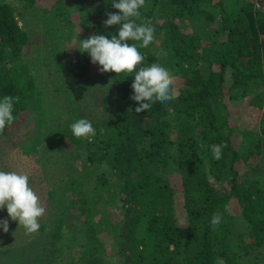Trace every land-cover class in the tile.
Returning a JSON list of instances; mask_svg holds the SVG:
<instances>
[{
    "label": "trees",
    "instance_id": "1",
    "mask_svg": "<svg viewBox=\"0 0 264 264\" xmlns=\"http://www.w3.org/2000/svg\"><path fill=\"white\" fill-rule=\"evenodd\" d=\"M18 1L0 0V99L19 97L15 119L0 136L23 157L36 154L42 167L45 158L63 157L67 179L47 194L58 203L55 231L66 220L71 226L62 235L65 246L78 243L85 264H215L218 257L226 264H264V175L256 167L242 177L236 168L264 146V0H145L137 23L150 21L155 32L147 48H138L142 66H166L178 96L140 113L130 99L135 73L93 72L89 54L78 48L90 35L118 34L119 25L103 24L108 12H119L112 0ZM25 22L57 32L61 43L77 44L71 52L51 47L45 54L56 82L72 98L64 125L46 118L44 90L28 64L32 33ZM96 78L107 79L111 88L100 89L103 108L86 114L80 104ZM244 97L262 110L253 132L237 129L230 119V102ZM32 114L28 128H14ZM80 118L96 129L91 142L71 131ZM212 144L226 145L221 159L213 158ZM91 181L104 205L86 195ZM67 191L78 197L67 198ZM231 199L239 214L227 211ZM106 204L118 206L117 218L107 219ZM214 213L222 215L215 229ZM104 231L115 239L109 251Z\"/></svg>",
    "mask_w": 264,
    "mask_h": 264
},
{
    "label": "rangeland",
    "instance_id": "2",
    "mask_svg": "<svg viewBox=\"0 0 264 264\" xmlns=\"http://www.w3.org/2000/svg\"><path fill=\"white\" fill-rule=\"evenodd\" d=\"M10 1L15 4L16 2H19L18 0ZM49 1L51 0H44L43 4L51 5ZM32 14L35 16L34 13ZM29 18L32 19L31 16ZM25 24L27 28L30 27L32 33L31 43L26 50L28 64L33 73L36 86L40 87L41 90H44L43 98L46 100V118L52 123L56 124L57 122H61L64 125L66 120V110L69 108V102H67L70 97L69 92L64 86L58 85L56 82L55 73L50 68V66L53 65L52 60L49 56H45V54L51 49V47L55 48V53L64 48L70 49L72 47V50H70L71 52L76 50L77 44L76 42L74 44V40L71 43L70 41L66 42L65 40L62 41V43L59 42L58 39H56L58 33L53 30L50 31L45 27L43 28V25L41 24H35L36 26H34L30 22H25L21 25L25 26ZM64 57H67V55ZM92 67L93 72L101 73L98 71L100 68L99 64H93ZM93 83L94 88L90 91V94H88V99L80 104V108L83 109L86 114L90 111L93 113L94 111H100L103 108L101 105H98L103 95L100 89L104 90L106 86L109 90L111 88V84L107 79L99 80L96 78ZM60 86L61 90L58 89ZM70 100H72L71 97ZM229 106L230 119L236 124L237 129H241V131L250 130V132H253L258 128V119L262 110L252 106L249 102V98L247 99L244 97L242 101L234 99L232 103L230 102ZM32 120L33 114L32 116L30 115V117L25 116L23 121L21 120L14 125V128L18 129L20 126L21 128H28L30 124L29 122H32ZM2 138L3 137L0 136V168L6 171H16L27 174L29 176V185L38 195L40 203L45 207L46 211L45 214L38 219L40 226L41 224H44L45 228L42 230L39 228L35 233L26 234L24 227L20 226L18 221H13L8 217L6 208L0 209V219L7 218L9 220V231L7 233H5L3 228L0 227V264H71V261H73L72 264H85L87 256L84 255L85 251L83 254L81 253V246L78 243L76 245L78 248L75 245L72 246V242H69L68 246H65L67 241L62 235L69 231L71 227L69 226V221H64V225L61 224L56 231L53 226L55 213L59 210L57 209L58 203L55 205V202L48 197L47 191L51 185L55 186L58 184L62 186L67 179L65 176L66 171L64 170L66 169V164H63V157H61V160L60 157L55 154L49 160L45 158L44 161L46 162V165L43 164L44 167H42V164H40V161L38 160L39 157L36 154L29 157H23L18 150V147L16 148L5 143L2 141ZM239 140L240 136L239 138L235 137V139H233V145L237 146ZM249 141V136L244 137L242 142L243 146H247ZM50 153H54V151H50ZM256 167L258 168L257 173L264 175V146L262 148V153L254 154L246 160L236 163L238 174L242 177L244 174L253 172ZM103 168L104 167H101L99 169L101 170ZM110 178L111 180H114V177ZM59 180L62 181L58 182ZM93 185L94 182L91 181V189H85V192L90 198L96 199L97 193L94 192L96 189ZM75 193L73 191L70 193L67 191L65 196L67 198L78 197ZM97 198H99V196ZM97 201L98 204H105L104 202H101V199ZM176 204L179 221L184 223L185 215L184 212H182V200L179 196L176 197ZM226 207L229 213L239 214L236 199L228 201ZM105 208V214L108 217L107 219L114 217L117 218L118 206H112L109 204L105 206ZM95 215L98 216V213ZM101 238H103V241L105 240L104 245L109 251L108 246L115 241V239H113L112 242L111 232L104 231ZM5 248H13L14 251L10 252ZM3 250L7 251L9 254H2ZM240 261L243 262L244 259L241 258Z\"/></svg>",
    "mask_w": 264,
    "mask_h": 264
},
{
    "label": "clouds",
    "instance_id": "3",
    "mask_svg": "<svg viewBox=\"0 0 264 264\" xmlns=\"http://www.w3.org/2000/svg\"><path fill=\"white\" fill-rule=\"evenodd\" d=\"M145 5V0H112V7L118 13L108 12L107 19L103 21L105 27L119 25L118 34L110 38L101 34H93L81 40L78 47L81 52H87L91 63L99 64V72L135 73L131 84L133 94L130 99L138 102L136 113L147 111L156 101L166 103L176 99L178 93L174 88V76L161 62H153L142 66L145 57L138 48H147L154 40L155 29L150 21L137 23L141 19L139 11ZM135 41L137 43H128ZM139 66V67H138ZM19 97L4 96L0 99V133L6 125H11L14 103ZM73 135L85 138L91 142L96 135V129L86 118H80L70 125ZM200 148L205 145L200 143ZM214 159H221L224 144L209 146ZM6 208L8 217L18 221L23 226L26 234L39 230L38 219L45 214V207L34 189L29 185V176L22 172L6 171L0 168V209ZM222 222V215L214 213L210 224L215 229ZM0 227L7 233L9 220L0 219ZM215 264H226L223 258L218 257Z\"/></svg>",
    "mask_w": 264,
    "mask_h": 264
}]
</instances>
